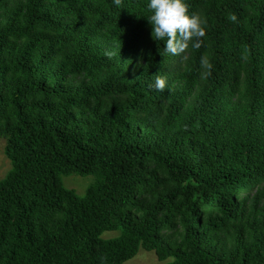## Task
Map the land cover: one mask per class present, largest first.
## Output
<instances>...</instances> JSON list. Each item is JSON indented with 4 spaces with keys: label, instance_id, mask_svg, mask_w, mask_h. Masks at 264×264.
<instances>
[{
    "label": "trees",
    "instance_id": "1",
    "mask_svg": "<svg viewBox=\"0 0 264 264\" xmlns=\"http://www.w3.org/2000/svg\"><path fill=\"white\" fill-rule=\"evenodd\" d=\"M187 2L171 55L147 0H0V264H264V0Z\"/></svg>",
    "mask_w": 264,
    "mask_h": 264
},
{
    "label": "clouds",
    "instance_id": "2",
    "mask_svg": "<svg viewBox=\"0 0 264 264\" xmlns=\"http://www.w3.org/2000/svg\"><path fill=\"white\" fill-rule=\"evenodd\" d=\"M119 4L120 0H115ZM150 15L147 19L152 26V36L156 41H164L165 52L182 55L189 47L200 48L206 35L207 19L200 13L190 12L187 0H147ZM204 71L202 78L211 75L212 63L207 56L201 57ZM167 78L157 76L155 88L163 90Z\"/></svg>",
    "mask_w": 264,
    "mask_h": 264
},
{
    "label": "rangeland",
    "instance_id": "3",
    "mask_svg": "<svg viewBox=\"0 0 264 264\" xmlns=\"http://www.w3.org/2000/svg\"><path fill=\"white\" fill-rule=\"evenodd\" d=\"M6 140L0 139V180L4 179L11 169V162L5 155ZM95 177L81 176V175H68L63 177V182L66 188L74 190L80 197L85 196L87 188L94 182ZM120 231L106 232L103 238H113L120 235ZM171 261V260H168ZM124 264H164L160 262L154 252H148L140 249L139 253L131 260L126 261Z\"/></svg>",
    "mask_w": 264,
    "mask_h": 264
}]
</instances>
